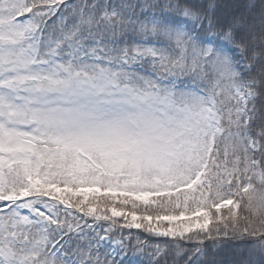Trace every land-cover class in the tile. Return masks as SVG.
Segmentation results:
<instances>
[{"label":"snow or ice","instance_id":"snow-or-ice-1","mask_svg":"<svg viewBox=\"0 0 264 264\" xmlns=\"http://www.w3.org/2000/svg\"><path fill=\"white\" fill-rule=\"evenodd\" d=\"M0 264H264V0H0Z\"/></svg>","mask_w":264,"mask_h":264}]
</instances>
